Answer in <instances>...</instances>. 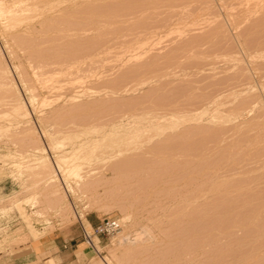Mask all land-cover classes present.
<instances>
[{
  "label": "rangeland",
  "instance_id": "1",
  "mask_svg": "<svg viewBox=\"0 0 264 264\" xmlns=\"http://www.w3.org/2000/svg\"><path fill=\"white\" fill-rule=\"evenodd\" d=\"M239 1L0 0V264H264V0ZM96 120L104 129L96 128ZM132 120L135 127L127 124ZM117 124L130 133L100 143L114 144L112 151L118 145L113 157L107 147L109 158L103 149L107 157L97 160L99 143L97 150L71 153L98 129L119 131ZM168 144L195 149L155 152ZM114 167L122 172L103 176ZM46 171L56 185H45ZM85 172L102 179L91 185L99 197L80 194ZM103 219L118 220L120 230L88 246L82 227L89 230Z\"/></svg>",
  "mask_w": 264,
  "mask_h": 264
},
{
  "label": "bare ground",
  "instance_id": "2",
  "mask_svg": "<svg viewBox=\"0 0 264 264\" xmlns=\"http://www.w3.org/2000/svg\"><path fill=\"white\" fill-rule=\"evenodd\" d=\"M106 1H107V0H106ZM115 1H116V0H115ZM197 1H198V0H197ZM233 1H235V0H233ZM237 1H238V0H237ZM241 1H242V0H241ZM241 1H239V2H241ZM243 1H244V0H243ZM246 1H247V0H246ZM249 1H250V0H249ZM140 2H141V1H140ZM191 2H192V1H191ZM194 2H195V1H194ZM244 2H245V1H244ZM27 3H28V2H27ZM39 3H40V2H39ZM48 3H49V2H48ZM109 3H110V2H109ZM111 3H112V2H111ZM115 3H116V2H115ZM168 3H169V2H168ZM189 3H190V2H189ZM225 3H226V2H225ZM190 4H191V3H190ZM203 4H204V3H203ZM238 4H239V3H238ZM238 4H237V5H238ZM29 5H30V4H29ZM88 5H89V4H88ZM96 5H97V4H96ZM103 5H104V4H103ZM234 5H235V4H234ZM85 6H86V5H85ZM124 6H125V5H124ZM132 6H133V5H132ZM152 6H153V5H152ZM232 6H233V5H232ZM127 7L129 8V6H127ZM153 7H154V6H153ZM165 7H167V6H165ZM173 7H174V6H173ZM227 7H228V6H227ZM39 8H40V7H39ZM85 8H86V7H85ZM111 8H112V7H111ZM171 8H172V7H171ZM104 9H105V8H104ZM137 9H138V8H137ZM145 9H146V8H145ZM153 9H154V8H153ZM181 9H182V8H181ZM181 9H180V10H181ZM204 9H205V8H204ZM53 10H54V9H53ZM79 10H80V9H79ZM109 10H110V9H109ZM116 10H117V9H116ZM124 10H125V9H124ZM128 10H129V9H128ZM130 10H131V9H130ZM139 10H141V9H139ZM163 10H164V9H163ZM165 10H166V9H165ZM84 11H86V10H84ZM90 11H91V10H90ZM93 11H94V9H93ZM114 11H115V10H114ZM120 11H121V10H120ZM188 11H189V10H188ZM200 11H201V10H200ZM118 12H119V11H118ZM130 12H131V11H130ZM141 12H142V11H141ZM163 12H164V11H163ZM177 12H178V11H177ZM177 12H175V13H177ZM12 13H13V12H12ZM74 13H75V12H74ZM74 13H73V14H74ZM80 13H81V12H80ZM87 13H88V12H87ZM112 13H113V12H112ZM123 13H124V12H123ZM144 13H145V12H144ZM170 13H171V12H170ZM191 13H192V12H191ZM206 13H207V12H206ZM66 14H67V13H66ZM89 14H91V13H89ZM125 14H126V13H125ZM152 14H153V13H152ZM171 14H172V13H171ZM183 14H184V13H183ZM238 14H239V13H238ZM63 15H64V13H63ZM80 15H81V14H80ZM135 15H136V14H135ZM153 15H154V14H153ZM162 15H163V14H162ZM165 15H166V14H165ZM198 15H199V14H198ZM202 15H203V14H202ZM71 16H72V15H71ZM133 16H134V14H133ZM154 16H156V15H154ZM169 16H171V15H169ZM186 16H188V15H186ZM186 16H184V17H186ZM12 17H13V16H12ZM74 17H75V16H74ZM131 17H132V16H131ZM148 17H149V16H148ZM152 17H153V16H152ZM166 17H167V16H166ZM188 17H189V16H188ZM188 17H187V18H188ZM15 18H16V17H15ZM82 18H83V17H82ZM91 18H92V17H91ZM91 18H90V19H91ZM95 18H96V17H95ZM116 18H117V17H116ZM136 18H137V17H136ZM136 18H134V19H136ZM173 18H174V17H173ZM179 18H180V17H179ZM259 18H260V17H259ZM10 19H13V18H10ZM16 19H17V18H16ZM86 19H87V17H86ZM112 19H113V18H112ZM146 19H147V18H146ZM146 19H145V20H146ZM149 19H150V18H149ZM194 19H195V18H194ZM256 19H258V18H256ZM13 20H14V19H13ZM61 20H62V19H61ZM76 20H77V19H76ZM115 20H116V19H115ZM118 20H119V19H118ZM140 20H141V19H140ZM164 20H165V19H164ZM190 20H191V18H190ZM51 21H52V20H51ZM81 21H82V20H81ZM84 21H85V20H84ZM96 21H97V20H96ZM113 21H114V20H113ZM136 21H137V20H136ZM143 21H144V20H143ZM165 21H166V20H165ZM177 21H178V20H177ZM197 21H198V20H197ZM213 21H214V20H213ZM55 22H56V21H55ZM65 22H66V21H65ZM67 22H68V21H67ZM73 22H75V21H73ZM88 22H89V21H88ZM155 22H156V21H155ZM186 22H187V21H186ZM214 22H215V21H214ZM261 22L263 23L264 20L261 21ZM52 23H54V22H52ZM68 23H69V22H68ZM75 23H77V22H75ZM118 23H119V22H118ZM123 23H124V22H123ZM137 23H138V22H137ZM148 23H149V22H148ZM167 23H168V22H167ZM204 23H205V22H204ZM258 23H260V22H258ZM54 24H55V23H54ZM66 24H67V23H66ZM81 24H82V23H81ZM111 24H112V23H111ZM119 24H120V23H119ZM39 25H40V24H39ZM49 25H51L50 22H49ZM88 25H89V24H88ZM145 25H146V24H145ZM236 25H237V23H236ZM260 25H261V24H260ZM40 26H41V25H40ZM52 26H53V25H52ZM59 26H60V24H59ZM69 26H70V25H69ZM77 26H79V24H78ZM81 26H82V25H81ZM102 26H103V25H102ZM102 26H101V27H102ZM132 26H133V25H132ZM182 26H183V25H182ZM263 26H264V25H263ZM115 27H117V26H115ZM177 27H178V26H177ZM190 27H191V26H190ZM215 27H216V26H215ZM217 27H218V26H217ZM249 27H250V25H249ZM249 27H248V28H249ZM255 27H256V25L254 26V28H255ZM42 28H43V27H42ZM46 28H47V26H46ZM70 28H72V27H70ZM93 28H94V27H93ZM186 28H187V27H186ZM211 28H212V27H211ZM254 28H252V29H254ZM263 28H264V27H263ZM48 29H49V28H48ZM51 29H52V28H51ZM51 29H50V30H51ZM55 29H56V28H55ZM60 29H61V28H60ZM81 29H82V28H81ZM107 29H108V28H107ZM118 29H119V27H118ZM142 29H143V28H142ZM164 29H165V28H164ZM187 29H188V28H187ZM209 29H210V28H209ZM32 30H33V29H32ZM58 30H59V29H58ZM61 30H63V29H61ZM134 30H135V29H134ZM181 30H182V29H181ZM198 30H200V29H198ZM202 30H203V29H202ZM214 30H215V29H214ZM216 30H218V29H216ZM256 30H257V28H256ZM263 30H264V29H263ZM39 31H40V30H39ZM48 31H49V30H48ZM56 31H57V30H56ZM67 31H68V30H67ZM75 31H76V29H75ZM106 31H107V30H106ZM143 31H144V29H143ZM148 31H149V30H148ZM148 31H147V32H148ZM152 31H153V30H152ZM209 31H210V30H209ZM209 31H208V32H209ZM250 31H252L251 28H250ZM260 31H261V30H260ZM41 32H42V31H41ZM57 32H58V31H57ZM98 32H99V31H98ZM123 32H124V31H123ZM212 32H213V31H212ZM212 32H211V33H212ZM102 33H103V32H102ZM108 33H109V32H108ZM128 33H129V32H128ZM145 33H146V32H145ZM150 33H152V32H150ZM245 33H246V32H245ZM256 33H257V32H256ZM258 33H259V32H258ZM42 34H43V33H42ZM195 34H196V33H195ZM253 34H254V33H253ZM101 35H102V34H101ZM124 35H125V34H124ZM136 35H138V34H136ZM147 35H148V34H147ZM193 35H194V34H193ZM217 35H218V34H217ZM260 35H261V33H260ZM74 36H75V34H74ZM117 36H118V35H117ZM120 36H121V35H120ZM128 36H129V35H128ZM128 36H127V37H128ZM199 36H201V35H199ZM208 36H210V32H209V35H208ZM256 36H257V35H256ZM261 36H262V35H261ZM263 36H264V35H263ZM56 37H57V36H56ZM100 37H101V36H100ZM162 37H163V36H162ZM210 37H211V36H210ZM50 38H51V37H50ZM54 38H55V36H54ZM117 38H118V37H117ZM129 38H130V37H129ZM135 38H137V37H135ZM135 38H134V39H135ZM191 38H192V37H191ZM212 38H213V37H212ZM257 38H258V37H257ZM28 39H29V38H28ZM196 39H197V38H196ZM201 39H202V38H201ZM203 39H204V38H203ZM209 39H211V38H209ZM44 40H45V39H44ZM91 40H92V39H91ZM114 40H115V39H114ZM114 40H113V41H114ZM124 40H125V39H124ZM128 40H129V39H128ZM132 40H133V39H132ZM139 40H140V39H139ZM139 40H137V41H139ZM174 40H175V39H174ZM174 40H173V41H174ZM205 40H206V39H205ZM251 40H252V39H251ZM37 41H38V40H37ZM76 41H77V40H76ZM93 41H94V40H93ZM101 41H102V40H101ZM101 41H100V42H101ZM109 41H110V40H109ZM115 41H117V40H115ZM28 42H29V41H28ZM34 42H35V40H34ZM82 42H83V41H82ZM82 42H81V43H82ZM260 42H261V41H260ZM48 43H49V42H48ZM72 43H73V42H72ZM131 43H132V42H131ZM36 44H37V43H36ZM36 44H35V45H36ZM55 44H56V43H55ZM97 44H98V43H97ZM105 44H106V43H105ZM115 44H116V43H115ZM206 44H207V43H206ZM212 44H213V43H212ZM212 44H210V45H212ZM29 45H30V44H29ZM69 45H70V44H69ZM92 45H93V44H92ZM125 45H126V44H125ZM125 45H124V46H125ZM168 45H169V44H168ZM255 45H256V43H255ZM262 45H263V44H262ZM30 46H31V45H30ZM33 46H34V45H33ZM63 46H64V45H63ZM93 46H96V45H93ZM114 46H115V45H114ZM178 46H179V45H178ZM51 47H52V46H51ZM106 47H107V46H106ZM119 47H120V46H119ZM33 48H34V47H33ZM55 48H56V46H55ZM58 48H59V47H58ZM80 48H81V47H80ZM100 48H101V47H100ZM112 48H113V47H112ZM116 48H117V47H116ZM176 48H177V47H176ZM195 48H196V47H195ZM199 48H200V47H199ZM250 48H252V47L250 46ZM98 49H99V48H98ZM110 49H111V48H110ZM125 49H126V48H125ZM128 49H129V48H128ZM160 49H161V48H160ZM177 49H178V48H177ZM55 50H56V49H55ZM76 50H77V49H76ZM134 50H135V49H134ZM151 50H152V49H151ZM163 50H164V49H163ZM187 50H188V49H187ZM190 50H191V49H190ZM82 51H83V50H82ZM90 51H91V50H90ZM95 51H96V50H95ZM104 51H105V50H104ZM154 51H155V50H154ZM158 51H159V50H158ZM165 51H166V50H165ZM188 51H189V50H188ZM41 52H42V51H41ZM55 52H56V51H55ZM59 52H60V51H59ZM71 52H72V51H71ZM263 52H264V51H263ZM34 53H35V52H34ZM66 53H67V52H66ZM101 53H102V51H101ZM113 53H114V52H113ZM200 53H201V52H200ZM257 53H258V52H257ZM46 54H47V53H46ZM56 54H57V53H56ZM177 54H179V53H177ZM53 55H54V54H53ZM69 55H70V54H69ZM74 55H75V54H74ZM112 55H113V54H112ZM39 56H40V55H39ZM50 56H51V55H50ZM83 56H84V55H83ZM100 56H101V55H100ZM126 56H127V55H126ZM161 56H162V55H161ZM64 57H65V56H64ZM86 57H88V56H86ZM112 57H113V56H112ZM153 57H154V56H153ZM174 57H175V56H174ZM34 58H35V57H34ZM65 58H67V57H65ZM109 58H110V57H109ZM114 58H115V57H114ZM162 58H163V57H162ZM102 59H103V58H102ZM107 59H108V58H107ZM32 60H33V59H32ZM34 60H36V59H34ZM34 60H33V61H34ZM84 60H85V59H84ZM42 62H43V61H42ZM64 62H65V61H64ZM66 62H67V61H66ZM166 62H167V61H166ZM36 63H37V62H36ZM39 63H40V62H39ZM43 63H44V62H43ZM151 63H152V62H151ZM47 64H48V63H46V65H47ZM54 64H55V63H54ZM59 64H60V63H59ZM66 64H67V63H66ZM50 65H51V64H50ZM33 66H34V65H33ZM92 66H93V65H92ZM140 66H141V65H140ZM154 66H155V65H154ZM150 67H151V66H150ZM36 68H37V67H36ZM3 69H4V68H3ZM34 69H35V68H34ZM133 69H134V68H133ZM141 69H142V68H141ZM145 69H146V68H145ZM50 70H51V69H50ZM75 70H76V69H75ZM77 70H78V69H77ZM138 70H139V69H138ZM6 71H7V70H6ZM61 71H63V70H61ZM148 71H149V70H148ZM152 71H153V70H152ZM3 72H4V70H3ZM84 72H85V71H84ZM136 72H137V71H136ZM136 72H135V73H136ZM49 73H50V72H49ZM112 73H113V72H112ZM135 73H134V74H135ZM82 74H83V73H82ZM4 75H6V74H4ZM135 75H136V74H135ZM6 76H7V75H6ZM42 76H43V75H42ZM242 76H243V75H242ZM77 77H78V76H77ZM119 77H121V76H119ZM244 77H245V76H244ZM244 77H243V78H244ZM246 77H247V76H246ZM229 78H230V77H229ZM232 78H233V77H232ZM235 79H236V78H235ZM110 80H111V79H110ZM207 80H208V79H207ZM209 80H210V79H209ZM209 80H208V81H209ZM236 80H237V79H236ZM64 81H65V80H64ZM234 81H235V80H234ZM239 81H240V80H239ZM192 82H193V81H192ZM56 83H57V82H56ZM205 83H206V82H205ZM207 84H208V83H207ZM236 84H237V83H236ZM194 85H195V84H194ZM221 85H222V84H221ZM197 86H198V85H197ZM201 86H203V85H201ZM208 86H209V85H208ZM222 86H224V85H222ZM204 87H205V86H204ZM213 87H214V86H213ZM213 87H212V88H213ZM219 87H221V86H219ZM229 87H230V86H229ZM68 88H69V87H68ZM76 88H77V87H76ZM76 88H75V89H76ZM210 88H211V87H210ZM217 88H218V87H217ZM75 89H74V90H75ZM182 89H183V88H182ZM221 89H223V88H221ZM194 90H195V89H194ZM203 90H204V89H203ZM231 90H232V89H231ZM67 91H68V90H67ZM174 91H175V90H174ZM174 91H173V92H174ZM218 91H219V90H218ZM227 91H228V90H227ZM71 92H72V91H71ZM214 92H215V91H214ZM247 92H248V91H247ZM188 93H189V92H188ZM211 94H212V92H211ZM222 94H223V93H222ZM239 94H240V93H239ZM183 95H184V94H183ZM201 95H203V94H201ZM204 95H205V94H204ZM229 95H230V94H229ZM246 95H247V94H246ZM174 96H175V95H174ZM247 96H248V95H247ZM249 96H250V95H249ZM212 97H213V96H212ZM243 97H245V96H243ZM160 98H161V97H160ZM180 98H181V97H180ZM196 98H197V97H196ZM250 98H251V97H250ZM257 99H258V98H257ZM145 101H146V100H145ZM152 101H153V100H152ZM162 101H163V100H162ZM165 101H166V100H165ZM249 101H250V100H249ZM168 102H169V101H168ZM203 102H204V101H203ZM213 102H214V101H213ZM245 102H246V101H245ZM254 102H255V101H254ZM207 103H208V102H207ZM240 103H241V102H240ZM251 103H252V102H251ZM86 104H87V103H86ZM188 104H189V102H188ZM200 104H201V103H200ZM138 105H139V104H138ZM140 105H141V104H140ZM152 105H153V104H152ZM163 105L165 106V104H163ZM163 105H162V106H163ZM169 105H171V104H169ZM174 105H175V103H174ZM178 105H179V104H178ZM186 105H187V104H186ZM248 105H249V104H248ZM146 106H147V105H146ZM154 106H155V104H154ZM160 106H161V105H160ZM20 107H21V106H20ZM93 107H94V106H93ZM102 107H103V106H102ZM102 107H101V108H102ZM108 107H109V106H108ZM120 107H121V106H120ZM138 107H139V106H138ZM156 107H157V106H156ZM218 107H219V106H218ZM71 108H72V107H71ZM73 108H74V107H73ZM164 108H165V107H164ZM174 108H175V107H174ZM82 109H83V108H82ZM85 109H86V108H85ZM119 109H120V108H119ZM126 109H127V108H126ZM144 109H145V108H144ZM175 109H176V108H175ZM179 109H180V108H179ZM200 109H201V107H200ZM214 109H215V108H214ZM237 109H238V108H237ZM83 110H84V109H83ZM88 110H89V109H88ZM145 110H146V109H145ZM204 110H205V109H204ZM73 111H74V110H73ZM122 111H123V110H122ZM122 111H121V112H122ZM169 111H170V110H169ZM174 111H175V110H174ZM241 111H242V110H241ZM75 112H76V111H75ZM103 112H104V111H103ZM105 112H106V111H105ZM68 113H69V112H68ZM162 113H163V112H162ZM170 113H171V112H170ZM178 113H179V112H178ZM178 113H177V114H178ZM202 113H203V112H202ZM22 114H26V113L22 112ZM91 114H92V113H91ZM94 114H95V113H94ZM125 114H126V112H125ZM128 114H129V113H128ZM133 114H134V113H133ZM168 114H169V113H168ZM171 114H172V113H171ZM26 115H27V114H26ZM26 115H24V116H26ZM53 115H54V114H53ZM89 115H90V114H89ZM100 115H103V114H100ZM106 115H107V114H106ZM114 115H115V114H114ZM161 115H162V114H161ZM262 115H263V114H262ZM20 116H21V115H20ZM48 116H49V115H48ZM81 116H82V115H81ZM87 116H88V114H87ZM87 116L85 117V119L87 118ZM92 116H93V115H92ZM117 116H118V114H117ZM121 116H122V115H121ZM138 116H139V115H138ZM173 116H174V115H173ZM82 117H83V116H82ZM88 117H89V116H88ZM100 117H102V116H100ZM100 117H99V118H100ZM106 117H107V116H106ZM106 117H105V118H106ZM110 117H111V116H110ZM25 118H26V117H25ZM62 118H63V117H62ZM72 118H73V117H72ZM80 118H81V117H80ZM94 118H96V117H94ZM102 118H104V117H102ZM118 118H119V117H118ZM142 118H143V117H142ZM145 118H146V117H145ZM149 118H150V117H149ZM171 118H172V117H171ZM177 118H178V117H177ZM75 119H76V118H75ZM85 119L83 118L82 120H85ZM92 119H93V118H92ZM100 119H101V118H100ZM111 119L114 120V118H111ZM143 119H144V118H143ZM166 119H167V118H166ZM173 119H174V118H173ZM173 119H172V120H173ZM175 119H176V118H175ZM175 119H174V120H175ZM263 119H264V118H263ZM39 120H40V119H39ZM48 120H49V119H48ZM57 120H58V119H57ZM69 120H70V119H69ZM76 120H77V119H76ZM86 120H87V122H88V119H86ZM90 120H91V119H90ZM105 120H106V119H105ZM121 120H122V119H121ZM121 120H120V121H121ZM151 120H152V119H151ZM164 120H165V118H164ZM183 120H184V119H183ZM59 121H60V120H59ZM91 121H93V120H91ZM146 121H147V120H146ZM146 121H145V122H146ZM176 121H177V120H176ZM40 122H41V121H40ZM75 122H76V121H75ZM80 122L83 123V121H80ZM108 122H109V119H108L107 122H105V124L108 123ZM111 122H112V121H111ZM147 122H148V121H147ZM156 122H157V121H156ZM260 122H261V121H260ZM22 123H23V122H22ZM88 123H90V122H88ZM88 123H86V124H88ZM93 123H94V122H93ZM100 123H102V122H100ZM103 123H104V122H103ZM103 123H102V124H103ZM113 123H114V122H113ZM116 123H117V121H116ZM136 123H137V122L134 121V120H132V121H130V122H127L128 125H131V126H133V127H135ZM141 123H142V122H141ZM159 123H160V122H159ZM177 123H178V122H177ZM27 124H28V123H27ZM69 124H70V123H69ZM72 124H73V123H72ZM75 124H76V123H75ZM83 124H84V123H83ZM86 124H85V126H86ZM105 124H104V125H105ZM123 124H124V123H123ZM127 124L124 125V126L127 127L126 129H127V130L131 129L132 127H131V126H127ZM66 125H67V124H66ZM88 125H89V124H88ZM91 125H93L92 122H91ZM91 125H89V126H91ZM96 125L98 126V124H97V120H96ZM96 125L94 124V127H95ZM104 125H102V126H104ZM108 125H111L110 122H109ZM117 125H119V124H117ZM159 125H160V124H159ZM159 125H158V126H159ZM27 126H28V125H27ZM44 126H45V125H44ZM64 126H65V125H64ZM78 126H79V121H78V125H77V127H78ZM83 126H84V125H83ZM152 126H153V125H152ZM32 127H33V126H32ZM52 127H53V126H52ZM68 127H69V125H68ZM70 127H71V126H70ZM80 127H82V126H80ZM80 127H79V128H80ZM99 127H100L101 129L103 128V127H101V125H99V126L96 127V128H99ZM105 127H106V126H105ZM118 127L121 128L119 131H118V129H116V128H114V127H112V128L110 127V129H108V130H103L102 132H99V130H101V129H98L97 132H96V131L93 132V129H92L91 127H90V128L92 129V131L88 128V126L85 127V130L88 131V129H89L90 132H93L94 134L97 133L98 135H96V136L93 137V138H89V139L85 140V142H83V143H82V142L79 143L77 140L73 139V140H75L76 142H78L79 144H76L75 146H71V145H70L71 147H73V148L71 149V153L78 152L79 150L83 149L84 147H85L84 150H86V148H89V149H92V150H93V149H94L93 147L95 146V149L97 150L96 147L99 145L100 147H99V146H98V147L101 149L100 152L104 149V150H105L104 153H107L106 151H109L108 149L111 148V149H110L111 152L109 151L111 154H110V153H107V154H108V155H107L108 157H107L106 154L103 155L102 152H101V155H100L99 153H95V158L97 159V157H99V158L97 159V160H99L100 157H101L102 155H103L105 158H106V157L109 158V154L112 156V152H113V151H117L116 149H117V146H118V145H116V149L112 151V148H113V149L115 148V147H113L114 144H113V146L111 145L112 147H110V145H109V146H104V145L102 144V145H103V147H102V145L100 144L101 141H103L104 139L109 140V139H107V137L109 138V136H110V138H111V137H114L113 135H117V138H118V137H120L119 135H121V134L124 135L126 132L130 133L129 131H126V130L124 131V130H123V125H122V126L119 125ZM128 127H130V128H128ZM137 127H138V126H137ZM150 127H151V126H150ZM155 127H156V126H155ZM161 127H162V126H161ZM87 128H88V129H87ZM124 128H125V127H124ZM152 128H153V127H152ZM72 129H73V128H72ZM74 129H75V128H74ZM74 129H73V130H74ZM83 129H84V128H83ZM103 129H104V128H103ZM134 129H135V128H134ZM136 129H137V128H136ZM171 129H172V128H171ZM176 129H177V128H176ZM199 129H200V128H199ZM20 130H21V129H20ZM66 130H67V129H66ZM69 130H70V129H69ZM78 130H79V129H78ZM81 130H82V129H80V131H81ZM94 130H95V129H94ZM138 130H139V129H138ZM165 130H166V129H165ZM173 130H174V129H173ZM203 130H204V129H203ZM205 130H206V129H205ZM208 130H209V129H208ZM213 130H214V129H213ZM246 130H247V129H246ZM49 131H50V130H49ZM87 131H86V132H87ZM89 131H88V132H89ZM131 131H132V130H131ZM143 131H145V130H144V129L142 130V128H141V132H143ZM153 131H154V130H153ZM200 131H202V130L200 129ZM219 131H220V130H219ZM22 132H23V131H22ZM51 132H52V131H51ZM67 132H68V131H67ZM86 132H85V133H86ZM90 132H89V133H90ZM95 132H96V133H95ZM136 132H137V131H136ZM139 132H140V131H139ZM202 132H203V131H202ZM204 132H205V131H204ZM217 132H218V131H217ZM53 133H54V132H53ZM53 133H52V134H53ZM55 133H56V132H55ZM128 133H126V134H128ZM150 133H151V131H150ZM152 133H153V132H152ZM170 133H171V132H170ZM177 133H178V132H177ZM181 133H182V132H181ZM185 133H186V132H185ZM200 133H201V132H200ZM211 133H213V132L211 131ZM59 134H60V133H59ZM79 134H80L81 137L87 135V134L85 135V134H82V133H79ZM81 134H82V135H81ZM163 134H164V133H163ZM186 134H187V133H186ZM189 134H190V133H189ZM215 134H216V133H215ZM195 135H197V134H195ZM57 136H58V135H57ZM87 136H88V135H87ZM89 136H92V135H89ZM115 137H116V136H115ZM121 137H122V136H121ZM154 137H155V136H154ZM166 137H167V136H166ZM168 137H169V135H168ZM177 137H178V136H177ZM203 137H204V136H203ZM206 137H207V136H206ZM70 138H71V137H70ZM73 138H74V137H73ZM75 138H76V137H75ZM83 138H84V137H83ZM148 138H149V137H148ZM148 138L146 139L145 143H143V145L150 141L151 138H150V139H148ZM184 138H185V137H184ZM189 138H190V137H189ZM194 138H195V137H194ZM62 139H63V138H62ZM77 139H78V137H77ZM85 139H86V138H85ZM161 139H162V138H161ZM178 139H179V138H178ZM190 139H191V138H190ZM71 140H72V139H71ZM78 140H79V139H78ZM106 140H104V141H106ZM113 140L115 141L116 139H113ZM121 140H122V139H121ZM130 140H131V139H130ZM143 140H144V139H143ZM147 140H148V141H147ZM152 140H153V139H152ZM165 140H166V139H165ZM167 140H168V139H167ZM167 140H166V141H167ZM185 140H186V139H185ZM61 141H62V140H61ZM124 141H125V140H124ZM173 141H174V140H173ZM190 141H191V140H190ZM192 141H194V140H192ZM214 141H215V140H214ZM128 142H129V141H128ZM141 142H142V141H141ZM168 142H169V141H168ZM168 142H167V143H168ZM175 142H177V141H175ZM69 143H70V142H69ZM97 143H99V144L97 145ZM102 143H103V142H102ZM108 143H111V141L108 142ZM113 143H114V142H113ZM118 143H119V141H118ZM136 143H137V142H136ZM157 143H158V142H157ZM162 143H163V142H162ZM192 143H194V142H192ZM115 144H116V143H115ZM120 144H121V143H120ZM139 144L141 145V143H139ZM154 144H155V143H154ZM179 144H180V143H179ZM182 144H183V143H182ZM196 144H197V143H196ZM207 144H208V143H207ZM96 145H97V146H96ZM133 145H134V144H133ZM136 145H137V144H136ZM171 145H173V144H171ZM175 145H176V144H175ZM192 145H193V144H192ZM192 145H191V146H192ZM202 145H203V144H202ZM157 146H158V145H157ZM162 146H163V147H162ZM162 146H161V147H160V146L156 147L158 150L156 149L155 152H157V151H158V152L164 151V153H165V152H169V151H170L169 149H172V148L169 147V146H170L169 144H168V146H166V148L164 147L165 145H162ZM184 146H185V145H183V147H184ZM188 146H189V145H188ZM191 146H190V147H191ZM197 146H198V144H197ZM203 146H205V145H203ZM71 147H70V148H71ZM104 147H105L106 149H105ZM107 147H108V149H107ZM109 147H110V148H109ZM124 147H125V145H124ZM134 147H135V146H134ZM175 147H176V146H175ZM177 147H179V146L177 145ZM177 147H176V148H173V149H174V150L177 149L176 151H178V148H177ZM190 147H187V145H186V147H185L184 149L181 150V148H182V146H181V148L179 147V148H180V152L183 151V150H185L184 152H185V154H186V151H190V150H194V149H195V148L192 149V147H191V148H190ZM200 147H202V146H200ZM210 147H211V146H210ZM99 148H98V149H99ZM120 148H121V147H120ZM198 148H199V147H198ZM204 148H205V147H204ZM204 148H203V149H204ZM37 149H38V148H37ZM118 149H119V148H118ZM132 149H133V148H132ZM132 149H131V150H132ZM135 149H136V148H135ZM173 149H172V150H173ZM104 150H103V151H104ZM121 150H122V149H121ZM142 150H143V149H142ZM154 150H155V149H154ZM165 150H166V151H165ZM167 150H169V151H167ZM209 150L211 151L212 149H209ZM86 151H88V150H86ZM86 151H85V152H86ZM98 151H99V150H98ZM98 151H97V152H98ZM126 151H127V150H126ZM126 151H125V150H124V151H120V150H119L118 152H119V153L121 152V154H122L123 152H126ZM136 151H137V150H136ZM136 151H135V152H136ZM140 151H141V149H140ZM145 151H146V150H145ZM34 152H40V151H36V150H34ZM92 152L94 153V151H92ZM172 152H173V151H172ZM172 152H171V157H174L175 155H174L173 153H175V152H173V153H172ZM191 152H192V151H191ZM199 152H200V151H199ZM199 152H195V153H199ZM201 152H202V151H201ZM114 153H116V152H114ZM130 153H131V152H130ZM133 153H134V151H133ZM161 153H162V152H161ZM161 153H160V154H161ZM193 153H194V152H193ZM42 154H43V153H42ZM96 154H98V155H100V156H97ZM116 154H117V153H116ZM121 154H120V155H121ZM128 154H129V153H128ZM146 154H147V153H146ZM153 154H154V153H153ZM160 154H159V155H160ZM165 154H166V153H165ZM165 154H164V155H165ZM169 154H170V153H168V155H169ZM180 154H181V153H180ZM73 155H74V154H73ZM90 155H91V154H90V150H89V156H90ZM92 155H93V154H92ZM113 155H114V154H113ZM126 155H127V154H126ZM131 155H132V154H131ZM137 155H138V154H137ZM139 155H140V154H139ZM155 155H156V154H154V156H155ZM162 155H163V154H162ZM172 155H173V156H172ZM182 155H184V153H183ZM195 155H196V154H195ZM197 155H198V154H197ZM204 155H205V154H204ZM204 155H203V156H204ZM207 155H208V154H207ZM221 155H222V154H221ZM221 155H220V156H221ZM31 156H33V155H31ZM69 156H70V155H69ZM93 156H94V155H93ZM103 156H102V159H105V158H103ZM111 156H110V158H111ZM117 156H118V155H117ZM180 156H181V155H180ZM187 156H188V155H187ZM63 157H68V156H65V155H64ZM74 157H75V156H74ZM91 157H92V156H91ZM112 157H113V156H112ZM118 157H119V156H118ZM124 157H125V156H124ZM160 157H161V156H160ZM167 157H169V156H167ZM167 157H166V159H168ZM211 157H212V155H211ZM42 158H43V157H42ZM75 158H76V157H75ZM81 158H82V157L80 156V159H81ZM83 158H84V155H83ZM85 158H86V156H85ZM145 158H146V157H145ZM183 158H184V157H183ZM195 158H197V157H195ZM27 159H28V158H27ZM68 159H69V158H68ZM68 159H67V160H68ZM102 159H100V160L103 161ZM114 159H115V158H114ZM177 159H178V158H177ZM201 159H202V158H201ZM43 160H44V159H43ZM107 160H109V159H107ZM107 160H104V161L107 162ZM136 160H137V159H136ZM138 160H141V159H138ZM147 160H148V159H147ZM164 160H165V159H164ZM170 160H171V159H170ZM203 160H204V159H203ZM57 161H58V162H57L58 167H59L60 169H62L61 163H63V162L65 163V162H66V158H64V159L61 158L60 160H57ZM91 161H92V160H91ZM101 161H99V162H101ZM113 161H114V160H113ZM118 161H119V160H118ZM124 161H125V160H124ZM128 161H129V160H128ZM134 161H135V159H134L133 161L131 160V162L135 163ZM154 161H155V160H154ZM156 161H157V158H156ZM162 161H163V160L161 159V162H162ZM168 161H169V159H168ZM173 161H174V160H173ZM176 161H177V160H176ZM95 162H96V161H95ZM119 162H120V161H119ZM141 162H142V161H141ZM161 162H160V163H161ZM197 162H198V161H197ZM43 163H44V162H43ZM112 163H113V162H112ZM121 163H122V162H121ZM126 163H127L129 166L126 165V164H123L122 166L124 167V169H125L126 167H131V166H130V161H129V162H126ZM139 163H140V162H139ZM139 163H137V164L135 163V164L138 165ZM145 163H146V162H145ZM162 163H164V162H162ZM217 163H218V162H217ZM101 164H102V163H101ZM114 164H115V163H114ZM149 164H150V166H151V165H153V164H155V163L151 164V163H150V160H149ZM167 164H168V163H167ZM184 164H185V163H184ZM184 164H183V165H184ZM186 164H187V163H186ZM207 164H208V163H207ZM67 165H68V164H67ZM105 165H106V164H105ZM109 165H111V162L109 163ZM109 165H108V166H109ZM125 165H126V167H125ZM160 165H161V164H160ZM179 165H180V164H179ZM204 165H205V164H204ZM208 165H209V164H208ZM216 165H217V164H216ZM220 165H221V164H220ZM231 165H232V164H231ZM44 166H46V165H44ZM70 166L72 167V164H71ZM70 166H69V167H70ZM74 166H75V165H74ZM74 166H73V167H74ZM98 166H100V165H98ZM150 166H149V167H150ZM173 166H174V165H173ZM202 166H203V164H202ZM206 166H207V165H206ZM226 166H227V165H226ZM71 167H70V168H71ZM117 167H120V169L123 168V167H121V164H120V166L118 165ZM134 167H135V166H134ZM134 167H133V169H134ZM138 167H139V166H138ZM152 167L154 168V165H153ZM162 167H163V166H162ZM162 167H161V169H162ZM183 167H184V166H183ZM187 167H188V166H187ZM187 167H186V168H187ZM203 167H204V166H203ZM59 168H58V169H59ZM95 168H96V167H95ZM100 168H101V167H100ZM106 168H107V167H106ZM146 168H147V167H146ZM150 168H151V167H150ZM156 168H157V167H156ZM163 168H164V167H163ZM176 168H177V167H175V169H176ZM206 168H207V167H206ZM212 168H213V167H212ZM221 168H222V167H221ZM229 168H230V167H229ZM236 168H237V167H236ZM92 169H93V167H92ZM101 169H102V168H101ZM101 169H100V170H101ZM103 169H104V168H103ZM117 169H118V168H117ZM117 169H116V167H114V169L109 170V172H106L108 169L105 170V171L102 170V171L105 172V173H103V176H106L108 173H110V174H112L113 177H114V173H118V170H119V169H118V170H117ZM131 169H132V168H131ZM147 169H148V168H147ZM158 169H160V168H158ZM166 169H167V168H166ZM89 170H90V169H89ZM89 170H88V171H89ZM121 170H123V169H121ZM121 170H119V172H120ZM135 170H138V169H135ZM140 170H141V168H140ZM162 170L164 171L165 168L162 169ZM181 170H182V169H181ZM185 170H186V169H185ZM188 170H189V169H188ZM191 170H192V169H191ZM195 170H198V169H195ZM200 170H201V169H199V171H200ZM233 170H234V169H233ZM48 171H49V170H48ZM123 171H124V170H123ZM126 171H127V169H126ZM132 171H133V170H132ZM132 171H130V172H132ZM178 171H179V170H178ZM178 171H177V172H178ZM205 171H206V170H205ZM213 171H214V170H213ZM52 172H53V171H52ZM121 172H122V171H121ZM121 172H120V173H121ZM168 172H169V173H167L166 170H165V171H164V174L167 173V175H169V174H170V170H168ZM171 172H173V171H171ZM175 172H176V171H175ZM189 172H190V171H189ZM46 173H48V174H47V176L45 175L46 177H44V178H45L44 180H45V183H46L45 185H48V183H51V184H53V182L55 183V182H56V181H55V175H52L53 173L51 174V173H49V172H47V171H46ZM85 173H86V172H85ZM123 173H124V172H123ZM173 173H174V172H173ZM185 173H186V172L184 171L183 174H185ZM187 173H188V172H187ZM187 173H186V174H187ZM213 173H214V172H213ZM217 173H218V172H217ZM56 174H57V173H56ZM99 174H100V173H99ZM125 174H127V173L125 172ZM146 174H147V173H146ZM158 174H159V173H158ZM158 174H157V175H158ZM160 174H163V172H161ZM174 174H177V173H174ZM191 174H192V173H191ZM193 174H194V173H193ZM195 174H196V173H195ZM211 174H212V173H211ZM222 174H223V172H222ZM84 175H85V174H84ZM84 175H83V177H84ZM89 175H91V174H89ZM92 175H93V174H92ZM94 175H95V174H94ZM97 175H98V174H97ZM97 175H95V176H97ZM127 175H128V174H127ZM178 175H179V174H178ZM189 175H190V174H189ZM86 176H87V173H86ZM103 176H102V177H103ZM122 176H124V175H122ZM134 176H135V175H134ZM152 176H153V175H152ZM171 176H172V175H171ZM191 176H192V175H191ZM214 176H215V175H214ZM56 177H57V176H56ZM81 177H82V176H81ZM83 177H82V178H83ZM87 177H88V176H87ZM128 177H130V175L127 176V178H128ZM139 177H140V176H139ZM145 177H146V176H145ZM154 177H155V176H154ZM157 177L159 178V176H156V178H157ZM160 177H162V175H160ZM165 177H166V176L164 175L162 179L164 180ZM173 177H175V176H173ZM176 177H177V176H176ZM182 177H183V176H182ZM189 177H190V176H189ZM197 177H198V176H197ZM215 177H216V176H215ZM82 178H80V179L82 180ZM115 178H116V174H115ZM120 178H121V177H120ZM120 178H118V180H119ZM122 178H123V177H122ZM124 178H126V176H125ZM130 178H131V177H130ZM142 178H143V177H142ZM156 178H154V179L152 178V179H153L154 181H156V182H159L158 180L161 179V178H160V179H158V180H155ZM190 178H191V177H190ZM100 179H101V178H100ZM100 179H96V177H88V178L85 177V179H83V180L81 181L80 185H79V184L77 185V186H79V191L81 190V191H80V194L83 196V198L86 197V195H88L90 198H91V197L93 198V197H95V196H98V195H97L98 192L96 191L97 188L93 187V188H95V189H93V188L91 187V185L94 186L95 184H97V183L99 182ZM146 179H147V178H146ZM146 179H145V180H146ZM168 179H169L170 181L172 180V179H170V177H169ZM56 180H57V179H56ZM78 180H79V179H78ZM101 180H102V179H101ZM113 180H114V179H113ZM153 180H152L151 182L154 184V181H153ZM163 180H162V181H163ZM199 180H200V179H199ZM121 181H123V180H121ZM130 181H131V180H130ZM188 181H189V180H188ZM211 181H212V180H211ZM79 182H80V181H78V183H79ZM127 182H129V181L127 180ZM151 182H150V185L152 186ZM156 182H155L154 185H157ZM160 182H161V181H160ZM163 182H164V181H163ZM168 182H169V181H168ZM168 182H167V183H168ZM178 182H179V180H178ZM207 182H208V181H207ZM76 183H77V181H76ZM102 183H103V182H102ZM117 183H118V182H117ZM121 183H122V182H121ZM121 183H120V184H121ZM135 183H137V182H135ZM139 183H140V182H139ZM144 183H145V182H144ZM167 183H166V184H167ZM173 183H174V181H173ZM188 183H189V182H188ZM196 183H197V182H196ZM227 183H228V182H227ZM98 184H100V183H98ZM125 184H126V183H125ZM129 184H130V183H129ZM163 184H164V183H163ZM194 184H195V182H194ZM209 184H210V183H209ZM211 184H212V183H211ZM55 185H56V183H55ZM57 185H58V183H57ZM147 185H148V184H147ZM154 185H153V186H154ZM159 185H160V184H159ZM159 185H158V186H159ZM169 185H170V184H169ZM173 185H174V184H173ZM176 185H177V184H176ZM182 185H183V184H182ZM198 185H199V184H198ZM205 185H206V184H205ZM215 185H216V184H215ZM50 186H51V185H50ZM68 186H69V185H68ZM75 186H76V184H75ZM89 186H90L91 188H89ZM95 186H97V185H95ZM153 186H152V187H153ZM158 186H157V187H158ZM170 186H171V185H170ZM184 186H185V185H184ZM186 186H187V185H186ZM201 186H202V185H201ZM207 186H208V185H207ZM209 186H210V185H209ZM253 186H254V185H253ZM51 187H52V186H51ZM55 187H56V186H55ZM135 187H136V185H135ZM139 187H141V186H139ZM155 187H156V186H155ZM165 187H166V186H165ZM213 187H214V186H213ZM218 187H219V186H218ZM53 188H54V186H53ZM181 188H182V187H181ZM187 188H188V187H187ZM195 188H196V185H195ZM202 188H203V187H202ZM208 188H209V187H208ZM232 188H233V187H232ZM135 189H136V188H135ZM160 189H161V188H159V190H160ZM166 189H167V188H166ZM178 189H179V188H178ZM215 189H216V188H215ZM220 189H221V188H220ZM220 189H219V190H220ZM229 189H230V188H229ZM53 190H54V189H52V191H53ZM145 190H146V189H145ZM152 190H153V189H152ZM161 190H162V189H161ZM168 190H169V189H168ZM210 190H211V188H210ZM219 190H218V191H219ZM247 190H248V189H247ZM50 191H51V190H50ZM56 191H57V189H56ZM56 191L54 190L52 193H57ZM68 191H70V193H72V192H71V187H68ZM79 191H78V192H79ZM148 191H149V190H148ZM173 191H174V190H173ZM175 191H176V190H175ZM213 191H214V189H213ZM215 191H216V190H215ZM225 191H226V190H225ZM78 192H77V193H78ZM102 192H103V191H102ZM125 192H126V191H125ZM130 192H131V191H130ZM130 192H129V193H130ZM136 192H139V191H136ZM166 192H167V191H166ZM192 192H193V191H192ZM203 192H204V191H203ZM205 192H206V191H205ZM211 192H212V191H211ZM60 193H63V192H60ZM65 193H66V190H65ZM65 193H64V194H65ZM73 193H74V192H73ZM144 193H146V192H144ZM172 193H174V192H172ZM232 193H234V192H232ZM66 194H68V193H66ZM126 194H127V193H126ZM162 194H163V193H162ZM205 194H206V193H205ZM239 194H240V193H239ZM75 195H76V194H75ZM103 195H104V194H103ZM171 195H172V194H171ZM185 195H186V194H185ZM196 195H197V194H196ZM224 195H225V194H224ZM224 195H223V196H224ZM88 196H87V197H88ZM135 196H136V195H135ZM138 196H140V195H138ZM149 196H151V195H149ZM157 196H158V195H157ZM194 196H195V194H194ZM194 196H193V197H194ZM221 196H222V195H221ZM221 196H220V197H221ZM61 197H62V198H61ZM61 197H60V198H61L62 200H63L64 198H65V200H66V197H65L64 195H62ZM80 197H81V196H80ZM98 197H99V196H98ZM101 197H102V195H101ZM108 197H110V196L108 195ZM125 197H126V196H125ZM177 197H178V195H177ZM183 197H184V196H183ZM188 197H189V195H188ZM193 197H191V198H193ZM254 197H255V196H254ZM164 198H165V197H164ZM169 198H170V197H169ZM210 198H211V197H210ZM210 198H209V199H210ZM125 199H126V198H125ZM150 199H151V198H150ZM158 199H159V198H158ZM165 199H167V198H165ZM204 199H205V198H204ZM65 200H63V201H65ZM81 200H82V199H81ZM81 200H80V201H81ZM84 200H85V199H84ZM130 200H131V199H130ZM139 200H140V199H139ZM145 200H146V199H145ZM145 200H144V201H145ZM148 200H149V199H148ZM173 200H174V199H173ZM227 200H228V199H227ZM245 200H246V199H245ZM248 200H249V198H248ZM183 201H185V200L183 199ZM187 201H189V200L187 199ZM200 201H201V200H200ZM204 201H205V200H204ZM218 201H219V200H218ZM69 202H70V201H69ZM145 202H146V201H145ZM154 202H155V201H154ZM190 202H191V201H190ZM211 202H212V201H211ZM211 202H210V203H211ZM231 202H232V201H231ZM233 202H234V201H233ZM263 202H264V201H263ZM175 203H176V202H175ZM180 203H181V202H180ZM226 203H227V202H226ZM244 203H245V202H244ZM255 203H256V202H255ZM83 204H84V202H83ZM162 204H163V203H162ZM216 204H217V203H216ZM223 204H224V203H223ZM68 205H69V204H68ZM81 205H82V204H81ZM214 205H215V204H214ZM208 206H209V205H208ZM232 206H233V205H232ZM257 206H258V205H257ZM142 207H143V206H142ZM182 207H183V206H182ZM199 207H200V206H199ZM204 207H205V206H204ZM210 207H211V206H210ZM228 207H229V206H228ZM143 208H144V207H143ZM192 208H193V207H192ZM208 208H209V207H207V209H208ZM218 208H219V207H218ZM234 208H235V207H234ZM65 209H66V208H65ZM177 209H178V208H177ZM193 209H195V208H193ZM203 209H204V208H203ZM211 209H212V208H211ZM217 211H218V210H217ZM252 211H253V210H252ZM174 212H175V211H174ZM193 212H194V211H193ZM208 212H209V211H208ZM178 214H179V213H178ZM194 214H195V213H194ZM219 214H220V213H219ZM247 215H248V214H247ZM171 216H172V215H171ZM173 216H174V215H173ZM178 216H179V215H178ZM200 216H201V215H200ZM212 216H213V215H212ZM182 217H183V216H182ZM201 217H202V216H201ZM222 217H223V216H222ZM249 217H251V216H249ZM186 218H187V217H186ZM208 218H209V217H208ZM216 218H218V217H216ZM220 218H221V217H219V219H220ZM229 218H230V217H229ZM258 218H259V217H258ZM172 219H173V218H172ZM176 219H177V218H176ZM224 219H225V217H224ZM187 220H188V218H187ZM192 220H193V219H192ZM220 220H221V219H220ZM202 221H203V220H202ZM189 222H190V221H189ZM227 222H228V221H227ZM191 223H192V222H191ZM194 223H195V222H194ZM203 223H204V222H203ZM206 223H208V222H206ZM206 223H205V225H206ZM210 223H211V222H210ZM222 223H223V222H222ZM177 224H178V223H177ZM182 224H183V223H182ZM186 224H187V223H186ZM212 224H213V223H212ZM212 224H209V223H208V225H212ZM214 224H216V223H214ZM223 224H224V223H223ZM237 224H238V223H237ZM179 225H180V224H179ZM202 225H203V224H202ZM205 225L203 226V228L205 227ZM216 225H217V224H216ZM218 225H219V223H218ZM253 225H255V224H253ZM188 226H189V225H188ZM195 226H196V224H195ZM198 226H199V225H198ZM220 226H221V224H220ZM228 226H229V225H228ZM181 227H183V226H181ZM192 227H193V225L190 227V230H189V231H191V228H192ZM206 227H208V226H206ZM206 227H205V228H206ZM214 227H215V226H214ZM222 227H223V226H222ZM171 228H172V227H171ZM171 228H170V229H171ZM184 228H186L185 225H184ZM187 228H188V227H187ZM203 228L201 229L202 232H203V230H204ZM193 229H194V228H193ZM193 229H192V230H193ZM198 229H199V228H198ZM198 229H197V230H198ZM183 230H185V229H183ZM197 230H196V231L194 230V231L197 232ZM213 230H215V229H213ZM213 230H212V231H213ZM217 230H218V227H217ZM223 230H224V229H223ZM170 231H171V230H170ZM172 231H173V230H172ZM201 231H200V232H201ZM204 231H205V230H204ZM209 231H210V229H209ZM183 232H184V231H183ZM187 232H188V231H187ZM200 232H199V233H200ZM167 233H168V232H167ZM178 233H179V231H178ZM232 233H233V232H232ZM35 234H36V233H35ZM35 234H34V235H35ZM175 234H177V233H175ZM180 234H181V233H180ZM202 234H203V233H202ZM206 234H207V232H206ZM256 234H257V233H256ZM187 235H188V234H187ZM193 235H194V234H193ZM200 235H201V234H200ZM177 236H178V235H177ZM190 236H191V235H190ZM205 236H206V235H205ZM228 236H229V235H228ZM252 236H253V235H252ZM252 236H251V237H252ZM166 237H167V236H166ZM170 237H171V236H170ZM180 237H181V236H180ZM180 237H178V238H180ZM197 237H199V235H197ZM232 237H233V236H232ZM258 237H259V236H258ZM138 238H139V237H137V239H138ZM190 238H191V237H190ZM202 238H203V236H202ZM204 238H205V237H204ZM212 238H213V237H212ZM233 238H234V237H233ZM262 238H263V237H262ZM192 239H195V238H192ZM192 239H191V240H192ZM196 239H197V238H196ZM215 239H216V238H215ZM226 239H227V238H226ZM234 239H235V238H234ZM168 240H169V239H168ZM183 240H184V239H183ZM197 240H200V238H198ZM178 241H179V240H178ZM193 241H194V240H193ZM205 241H207V239L204 240V242H205ZM185 242H186V241H185ZM190 242H191V241H190ZM190 242H189V243H190ZM195 242H196V241H195ZM195 242H193V244H194ZM207 242H208V241H207ZM207 242L204 243V244L207 245ZM168 243H169V242H168ZM177 243H178V242H177ZM182 243H183V242H182ZM216 243H217V242H216ZM195 244H196V243H195ZM223 244H224V243H223ZM201 245H203V244H201ZM211 245H212V244H211ZM221 245H222V244H221ZM225 245H226V244H225ZM179 246L181 247V245H179ZM186 246H190V245L187 244ZM197 246L199 247V242H198V245H197ZM216 246H217V245H216ZM138 247H140V246H138ZM162 247H163V246H162ZM192 247H193V246H192ZM195 247H196V246H195ZM202 247H204V246H202ZM202 247H201V248H202ZM222 247H223V246H222ZM234 247H235V246H234ZM188 248L191 249V247H187V249H188ZM130 249H131V248H130ZM169 249H170V248H169ZM190 249H189V250H190ZM199 249H200V247H199ZM199 249H198V250H199ZM228 249H229V248H228ZM240 249H241V248H240ZM171 250H172V249H171ZM183 250H184V248H183ZM200 250H201V249H200ZM210 250H211V249H210ZM210 250H209V251H210ZM216 250H217V249H216ZM233 250H234V249H233ZM162 251H164V248H163ZM166 251H168V250L166 249ZM169 251H170V250H169ZM128 252H129V251H128ZM181 252H183V251H181ZM186 252H187V251H186ZM188 252H189V251H188ZM217 252H218V251H217ZM217 252H216V254H217ZM169 253H170V252H169ZM178 253H179V252H178ZM191 253H192V252H191ZM162 254H163V253H162ZM208 254H209V253H208ZM133 255H134V254H133ZM138 255H139V254H138ZM157 255H158V254H157ZM169 255H170V254H169ZM212 255H213V254H212ZM172 256H173V255H172ZM222 256H223V255H222ZM234 256H235V255H234ZM135 257H136V256H135ZM142 257H143V256H142ZM149 257H150V256H149ZM161 257H162V256H161ZM165 257H166V256H165ZM240 257H241V256H240ZM152 258H153V257H152ZM174 258H175V257H174ZM160 259H161V258H160ZM183 259H184V258H183ZM227 259H228V258H227ZM163 260H164V259H163ZM165 260H166V259H165ZM174 260H176V259H174ZM199 260H200V259H199ZM212 260H213V259H212ZM236 260H237V259H236ZM152 261H153V259H152ZM166 261H168V260H166ZM193 261H194V260H193ZM206 261H207V260H206ZM201 262H202V261H201ZM209 262H210V261H209ZM183 263H184V262H183ZM214 263H215V262H214ZM162 264H163V263H162ZM189 264H190V263H189ZM208 264H209V263H208ZM232 264H233V263H232Z\"/></svg>",
  "mask_w": 264,
  "mask_h": 264
},
{
  "label": "built area",
  "instance_id": "3",
  "mask_svg": "<svg viewBox=\"0 0 264 264\" xmlns=\"http://www.w3.org/2000/svg\"><path fill=\"white\" fill-rule=\"evenodd\" d=\"M121 228V223L118 220L103 219L100 224L94 228L90 227L87 230L82 227V236L88 246H94L93 238L97 240L101 236H111L117 233Z\"/></svg>",
  "mask_w": 264,
  "mask_h": 264
},
{
  "label": "crops",
  "instance_id": "4",
  "mask_svg": "<svg viewBox=\"0 0 264 264\" xmlns=\"http://www.w3.org/2000/svg\"><path fill=\"white\" fill-rule=\"evenodd\" d=\"M88 223V222H87ZM89 224V223H88Z\"/></svg>",
  "mask_w": 264,
  "mask_h": 264
}]
</instances>
